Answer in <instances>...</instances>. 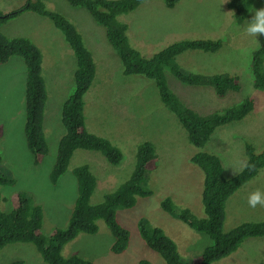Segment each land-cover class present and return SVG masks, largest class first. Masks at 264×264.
<instances>
[{"label":"rangeland","instance_id":"374dc122","mask_svg":"<svg viewBox=\"0 0 264 264\" xmlns=\"http://www.w3.org/2000/svg\"><path fill=\"white\" fill-rule=\"evenodd\" d=\"M229 1L178 0L169 9L162 0H146L117 17L127 26L130 46L145 57L182 40L221 41V48L214 53L186 51L177 56L176 62L185 72L232 75L237 78L239 92L218 98L212 89L183 85L168 73L165 74L167 84L182 104L201 115L219 112L247 97L254 100V109L244 120L217 128L204 147L195 148L187 143L184 130L174 115L159 101L153 82L122 75L121 64L106 42L104 29L93 22L84 9L72 8L65 0H43L47 9L61 13L76 28L84 46L94 57L95 78L84 96L88 133L108 140L123 155L120 165L112 166L97 152L76 149L66 172L55 184L50 182L49 175L57 142L64 133L59 122L61 106L73 89V53L47 18L23 13L0 26V32L6 37L27 38L38 48L48 96L43 122L47 153L34 165L23 132L25 66L19 57H12L0 65V168L14 179L12 186L0 187L1 198L6 199L0 204L1 210H9L10 195L24 192L41 207L40 231L49 237L53 229L68 225L77 191L71 174L74 168L86 165L95 175L97 185L91 194V202L99 203L105 193L129 177L136 145L149 142L154 146L157 163L154 170L145 175L143 186L150 189L152 195L138 198L133 208L115 209L118 222L129 231L127 249L121 254L112 253V235L105 224L98 221L95 235L79 234L63 246L62 256L76 254L92 264H136L139 260L164 264L141 240L137 228L139 222L160 228L175 243L186 263L211 245L208 237L172 217L160 208V203L169 197L177 208H186L194 216L203 217L204 176L189 162L194 152L217 156L224 167V175L229 178L245 163L246 141L257 151L264 144V93L252 87L250 73L251 53L260 44L262 35L252 37L244 31L253 10L262 5L260 0H253L246 19L237 24L232 11L226 7ZM22 5L23 0H0V13ZM256 190L264 194V171L227 200L224 232L245 222L264 221V207L252 208L247 203L249 194ZM15 260L24 264H46L29 243L9 244L0 250V264ZM213 264H264V238L246 240L230 256Z\"/></svg>","mask_w":264,"mask_h":264},{"label":"trees","instance_id":"16d2710c","mask_svg":"<svg viewBox=\"0 0 264 264\" xmlns=\"http://www.w3.org/2000/svg\"><path fill=\"white\" fill-rule=\"evenodd\" d=\"M65 1L72 8L84 9L95 23L104 29L105 38L119 59L123 76L153 82L159 101L174 115L184 130L187 143L192 147H204L217 128L241 121L252 113L254 100L247 97L219 112L198 114L182 104L167 84L166 73L186 86L209 87L218 98H223L230 92H239L237 78L232 75L185 72L176 62L177 56L186 51L214 53L221 48L220 40H182L166 46L152 56L145 57L130 46L126 35L127 26L119 22L117 17L134 10L146 0ZM162 1L169 9L178 2V0ZM252 2L253 0H230L226 3L237 24L244 22ZM260 3L264 7V0H260ZM23 13H33L49 19L71 49L75 61L73 89L61 106L59 122L64 133L57 142L55 160L49 175L50 182L55 184L66 172L72 153L76 149L97 152L108 164L120 165L123 159L121 150L103 137L88 133L86 129L84 96L92 85L96 71L92 54L84 46L81 35L61 13L47 9L43 0H23V5L18 9L5 14L0 13V26ZM12 57L21 58L26 70L23 132L26 147L35 165L47 153L43 122L48 96L42 77V57L38 48L27 38L6 37L0 32V65L7 63ZM263 59L264 35L260 44L252 51L250 61L252 87L264 93ZM1 134L0 126V136ZM244 156L245 163L242 169L229 178L224 175V167L217 156L207 152H196L191 156L190 163L198 167L204 176L201 192L203 217L194 216L186 208H177L169 197L161 201V209L211 241V245L205 247L188 263L182 260L175 243L160 228L147 226L143 222L137 224L140 238L145 246L157 253L164 264H213L230 256L246 240L264 238V221L245 222L228 232L223 231L227 200L264 171V144L257 151L252 143L246 141ZM133 159V167L128 179L105 193L102 201L96 204L91 202V194L97 185L95 175L86 165L74 168L71 174L76 181L77 191L68 225L65 228L53 229L49 237L43 236L40 231L41 207L24 192L10 195L9 210L2 211L0 208V250L9 244L29 243L46 264H92L76 254L63 257L61 250L79 234L95 235L98 231L97 222L102 221L113 238L111 252L123 253L128 247L130 235L129 231L118 222L115 209L133 208L137 198L152 195V191L144 188L143 181L145 175L156 167L157 155L154 146L149 142L139 143L135 147ZM13 184L14 179L0 168V187ZM5 200L0 195V204ZM9 264H24V262L15 260ZM136 264L150 263L139 260Z\"/></svg>","mask_w":264,"mask_h":264},{"label":"clouds","instance_id":"9594fccd","mask_svg":"<svg viewBox=\"0 0 264 264\" xmlns=\"http://www.w3.org/2000/svg\"><path fill=\"white\" fill-rule=\"evenodd\" d=\"M10 12V11H9ZM8 13V12H5ZM4 13V14H5ZM253 15L249 21H247L246 26L244 28V31L252 37H256L259 35H264V7H261L260 9L253 10ZM3 14V13H2ZM88 14V13H87ZM89 15V14H88ZM90 17V16H89ZM91 18V17H90ZM91 20L95 22L92 18ZM106 39V38H105ZM107 42V40H106ZM108 43V42H107ZM109 45V44H108ZM259 45V44H258ZM110 47V45H109ZM112 50V48L110 47ZM113 51V50H112ZM114 52V51H113ZM115 53V52H114ZM116 54V53H115ZM92 59L94 61V57L92 56ZM75 63V61H74ZM95 64V63H94ZM75 70V68H74ZM200 74V73H199ZM73 78V77H72ZM73 83V82H72ZM201 88H209V87H201ZM211 89V88H209ZM172 91V90H171ZM175 94V93H174ZM194 111V110H193ZM217 112V111H215ZM244 120V119H243ZM242 121V120H241ZM195 154V152H194ZM193 154V155H194ZM191 158V157H190ZM190 162V159H189ZM192 164V163H191ZM110 165V164H109ZM193 165V164H192ZM195 166V165H194ZM198 168V167H197ZM128 179V178H127ZM119 185V184H118ZM145 188V187H144ZM147 189V188H146ZM150 190V189H148ZM151 191V190H150ZM142 198H148V197H141ZM138 199V198H137ZM136 199V203H137ZM138 199V200H139ZM136 203L134 206H136ZM247 203L250 207L255 208L257 205H260L261 207H264V194H262L259 190H256L249 194ZM226 206V205H225ZM262 239V238H261Z\"/></svg>","mask_w":264,"mask_h":264},{"label":"bare ground","instance_id":"6f19581e","mask_svg":"<svg viewBox=\"0 0 264 264\" xmlns=\"http://www.w3.org/2000/svg\"><path fill=\"white\" fill-rule=\"evenodd\" d=\"M182 105V104H181ZM187 105V104H186ZM169 106V105H168ZM188 106V105H187ZM154 231H156V229L154 230ZM149 250V249H148Z\"/></svg>","mask_w":264,"mask_h":264}]
</instances>
